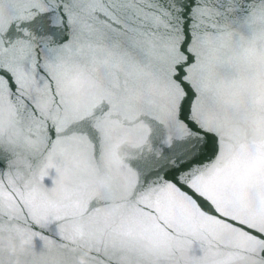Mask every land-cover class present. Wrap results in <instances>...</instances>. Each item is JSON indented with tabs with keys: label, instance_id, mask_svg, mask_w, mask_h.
I'll return each mask as SVG.
<instances>
[{
	"label": "snow or ice",
	"instance_id": "6c2138e0",
	"mask_svg": "<svg viewBox=\"0 0 264 264\" xmlns=\"http://www.w3.org/2000/svg\"><path fill=\"white\" fill-rule=\"evenodd\" d=\"M70 73L101 93L85 115L62 96ZM45 99L63 112L53 137L90 134L98 104L109 116L125 110L134 147L149 148L130 168L153 181L158 202L175 190L195 206L175 216L153 210L161 216L154 238L122 248L119 261L101 241L94 259L264 264V224L218 207L227 200L264 214V0H0V108L8 101L39 116ZM208 217L246 241L216 240Z\"/></svg>",
	"mask_w": 264,
	"mask_h": 264
},
{
	"label": "water",
	"instance_id": "95a60500",
	"mask_svg": "<svg viewBox=\"0 0 264 264\" xmlns=\"http://www.w3.org/2000/svg\"><path fill=\"white\" fill-rule=\"evenodd\" d=\"M68 80L62 96L72 102L74 113L85 115L101 93L87 83H72L71 73ZM36 106L39 116L17 111L8 101L0 108V264H105L93 258L101 241L106 254L119 261L127 256L122 248L161 231L160 212L153 210L169 207L175 216L195 209L175 190L170 202H158L153 181L145 183L130 168L131 161L149 158V148L134 147L138 141L124 124L125 110L109 116L107 105L98 104L89 116L90 134L70 130L53 137L54 123L64 126L63 112L48 99ZM189 182L202 189L201 182ZM218 207L237 219L264 224V214L253 216L227 200ZM207 222L217 229L216 240L247 239L214 218Z\"/></svg>",
	"mask_w": 264,
	"mask_h": 264
}]
</instances>
